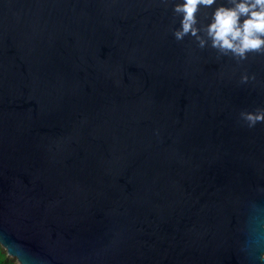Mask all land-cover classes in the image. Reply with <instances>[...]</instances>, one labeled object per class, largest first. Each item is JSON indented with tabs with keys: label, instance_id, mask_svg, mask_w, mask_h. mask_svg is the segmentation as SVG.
Instances as JSON below:
<instances>
[{
	"label": "water",
	"instance_id": "obj_1",
	"mask_svg": "<svg viewBox=\"0 0 264 264\" xmlns=\"http://www.w3.org/2000/svg\"><path fill=\"white\" fill-rule=\"evenodd\" d=\"M183 2L0 0V240L24 264H264V49L213 47L233 0L177 39Z\"/></svg>",
	"mask_w": 264,
	"mask_h": 264
},
{
	"label": "clouds",
	"instance_id": "obj_2",
	"mask_svg": "<svg viewBox=\"0 0 264 264\" xmlns=\"http://www.w3.org/2000/svg\"><path fill=\"white\" fill-rule=\"evenodd\" d=\"M213 3L214 0H184L182 4L175 5L174 11L183 14L181 30L175 33L176 38L180 39L189 32L195 36L197 29L194 25L197 22L198 6H210ZM233 3L232 8L221 6L215 10L207 33L212 38L213 47L230 50L243 59L248 52H260L264 49V0H240L239 3L233 0ZM241 17H246L242 23ZM246 119L249 121V127L257 122H264V111L247 114ZM0 243L4 244L10 255L16 257L19 264H24L15 242L0 240ZM259 261L264 262V253L259 256Z\"/></svg>",
	"mask_w": 264,
	"mask_h": 264
},
{
	"label": "trees",
	"instance_id": "obj_3",
	"mask_svg": "<svg viewBox=\"0 0 264 264\" xmlns=\"http://www.w3.org/2000/svg\"><path fill=\"white\" fill-rule=\"evenodd\" d=\"M0 264H17L15 258L7 255L5 249L0 245Z\"/></svg>",
	"mask_w": 264,
	"mask_h": 264
}]
</instances>
